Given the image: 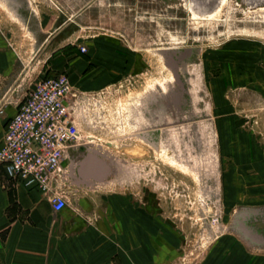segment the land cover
I'll use <instances>...</instances> for the list:
<instances>
[{"label": "rangeland", "instance_id": "374dc122", "mask_svg": "<svg viewBox=\"0 0 264 264\" xmlns=\"http://www.w3.org/2000/svg\"><path fill=\"white\" fill-rule=\"evenodd\" d=\"M75 2L27 0L34 11L11 8L18 19L0 6V38L17 63L19 90L10 101L43 80L49 56L67 44L52 34ZM221 2L96 0L93 23L83 21L93 43L108 41L131 58L114 82L93 91L90 125L72 158L76 164L92 152L104 159L105 181L81 184L73 168L63 183L71 222L113 245L115 264L157 255L149 244L159 234L170 248L162 253L172 256L163 264L264 263V245L236 229L243 212L264 213V0ZM145 113L148 125H161L158 150L137 138ZM133 208L141 218L130 214L128 225L123 213ZM254 219L240 221L264 234V214ZM128 226L135 229L129 246L121 233Z\"/></svg>", "mask_w": 264, "mask_h": 264}, {"label": "crops", "instance_id": "0c3cea01", "mask_svg": "<svg viewBox=\"0 0 264 264\" xmlns=\"http://www.w3.org/2000/svg\"><path fill=\"white\" fill-rule=\"evenodd\" d=\"M95 1L75 2V11L70 16L79 15L76 19L79 30L73 36L64 37L68 41L67 44L56 49L49 56L45 66V72L51 76L64 74L69 77L74 86L85 92H93L107 86L109 82H114L124 66H128L131 62L126 52L115 50L108 41L101 40L93 43V36L83 35L85 30L91 28L89 22L83 21L93 23V7L97 3ZM65 6V4L60 5L64 11L69 12ZM75 40L77 42L73 43ZM80 47H85L86 52L83 53ZM16 67L15 54L4 45L0 38V148L7 125L17 113L16 107L9 104L19 90L16 88V82H12ZM75 151H77L76 148L71 151V159L66 164L71 168V163H73L74 174L79 182L87 184L85 179H90L89 184L93 181L103 183L105 179L101 182L97 181L93 177L90 164H86L92 152L84 155L78 163L74 164L72 158L74 159ZM96 158L108 166L104 159ZM42 200L43 196L38 191L26 189L9 181L5 170L0 168V264L116 263L114 246L111 244L108 246L100 238H94L96 232L93 231V227L86 225L80 227L81 223L71 222L72 218L68 216L70 214L67 210L68 206L62 212L55 213L51 205L43 203ZM124 214L128 220L122 217V223L127 220L128 225L131 220L130 214L141 218L135 209L132 212L131 210L126 211ZM136 229L141 235L142 232L146 234L144 225L137 226ZM134 230L128 226L121 232L122 240L128 241L125 243L127 246L130 245L131 237L135 235ZM102 231L106 235L109 233L107 229H102ZM159 238L163 239L161 234L157 236L158 240L152 241L151 239L149 244L157 253L156 256L138 255L133 257L132 261L130 257L122 256L121 264H163L172 261V256L162 253L163 251L170 253V248L165 249ZM93 247L99 249L95 255ZM122 250L124 251V248Z\"/></svg>", "mask_w": 264, "mask_h": 264}, {"label": "built area", "instance_id": "2783aa9c", "mask_svg": "<svg viewBox=\"0 0 264 264\" xmlns=\"http://www.w3.org/2000/svg\"><path fill=\"white\" fill-rule=\"evenodd\" d=\"M80 50L86 52L85 47ZM79 90L62 74L41 80L16 100L8 99L17 113L7 125L0 168L9 181L42 194L55 213L68 205L63 183L73 163L70 168L66 162L89 128V108L97 95Z\"/></svg>", "mask_w": 264, "mask_h": 264}, {"label": "water", "instance_id": "95a60500", "mask_svg": "<svg viewBox=\"0 0 264 264\" xmlns=\"http://www.w3.org/2000/svg\"><path fill=\"white\" fill-rule=\"evenodd\" d=\"M8 3L11 2V0H7ZM17 6V4H15ZM10 8H13L14 10H16V8H14V6H12L10 4ZM141 136L143 138H145L148 141H151L154 143V145L156 146V142L153 141V137L149 132H144L143 134H141ZM89 163L91 168L93 170V177L97 180V181H103L108 173H109V167L97 160L96 157L94 156H90L87 160H86V164ZM264 214L263 210H254V211H245L242 214L239 215V219L242 220V222H246L247 220H249L251 217H255V221L256 218L260 215V214ZM237 221L236 223V229L241 232L242 234H244L247 238L251 239L254 243L260 244V245H264V234H260L258 232V230L253 229L252 227H250L249 225H247L246 223H242L241 221ZM264 223V222H263Z\"/></svg>", "mask_w": 264, "mask_h": 264}, {"label": "flooded vegetation", "instance_id": "af4514ba", "mask_svg": "<svg viewBox=\"0 0 264 264\" xmlns=\"http://www.w3.org/2000/svg\"><path fill=\"white\" fill-rule=\"evenodd\" d=\"M17 2H24V4L18 5L17 4V11L19 12H23V11H34L31 9L30 5H27V0H16ZM122 1H126L128 2L129 0H122ZM59 8V7H58ZM68 13V12H67ZM64 11L61 10V14H67ZM79 17L78 16H69L67 17L68 19H66L59 28H57V30L55 32H57L55 35L56 37H66V36H73L78 30H79V26L76 23V19ZM159 94L160 91H159ZM160 128H156V129H151V130H147L146 132H149L152 137H153V141L156 142V146H158V140L155 137L156 136V132L159 131ZM160 145V144H159ZM159 147V146H158ZM259 225H261V227L263 228L264 231V223L259 222Z\"/></svg>", "mask_w": 264, "mask_h": 264}, {"label": "bare ground", "instance_id": "6f19581e", "mask_svg": "<svg viewBox=\"0 0 264 264\" xmlns=\"http://www.w3.org/2000/svg\"><path fill=\"white\" fill-rule=\"evenodd\" d=\"M222 2H223V0H222ZM222 2H221V4H222ZM190 4H191V2H190ZM189 4V6L188 7H190L191 5ZM221 4H220V6H221ZM0 6H2L5 10H7L15 19H18L17 18V16H15V14L13 13V10L10 8V6H9V4H8V1L7 0H0ZM220 6L216 9V11H218L219 10V8H220ZM216 11L214 12V13H212V15L213 14H215L216 13ZM205 20V19H204ZM199 21V20H198ZM206 22H207V20H206ZM161 58V57H160ZM45 59V58H44ZM162 59V58H161ZM171 74H172V72H171ZM173 75V74H172ZM162 87V86H161ZM152 90H153V92L152 93H154L155 95H157L158 94V96H159V91H160V89H159V87H152ZM165 90H166V88H165ZM161 92V91H160ZM148 105H149V107H150V101H149V103H148ZM136 117H137V120H138V116H136V114H135V119H136ZM149 121H151L152 122V120H149ZM150 122H148L147 121V118H146V113H145V115L143 114V115H141V116H139V122H137L136 121V123H135V125L137 126V128L139 127V130H138V132L141 130V127H146L145 129H142V132L140 133V134H138L137 135V138L139 139V140H141L142 142H144L145 144H147V145H149V146H151L152 148H154V149H156V150H158L159 149V145L158 146H155L154 145V143L153 142H151V141H148V140H146L145 138H143L142 136H141V134H143L144 132H146L147 130H151V129H153V128H155L156 129V127L157 128H159V127H161V125L157 122V123H153L152 122V124H153V126H150V125H148ZM87 182H90V179H88V180H86Z\"/></svg>", "mask_w": 264, "mask_h": 264}, {"label": "trees", "instance_id": "16d2710c", "mask_svg": "<svg viewBox=\"0 0 264 264\" xmlns=\"http://www.w3.org/2000/svg\"><path fill=\"white\" fill-rule=\"evenodd\" d=\"M51 75L48 73V72H46L45 73V77H44V79H49V78H53V77H50ZM57 77V76H56Z\"/></svg>", "mask_w": 264, "mask_h": 264}]
</instances>
